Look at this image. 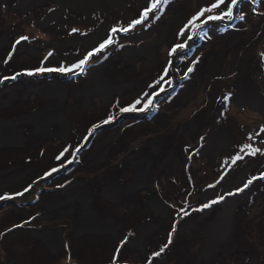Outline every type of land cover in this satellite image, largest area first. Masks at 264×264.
<instances>
[{
	"label": "rangeland",
	"instance_id": "obj_1",
	"mask_svg": "<svg viewBox=\"0 0 264 264\" xmlns=\"http://www.w3.org/2000/svg\"><path fill=\"white\" fill-rule=\"evenodd\" d=\"M72 1L75 0H0V17L4 18L0 24V56H3L0 58V94L16 89L19 95H13L12 100L9 94L4 95L0 102L1 111L9 105L11 117L9 123L2 125L10 128L9 137L0 134L1 146L10 143L18 146L10 151L18 154L10 161L9 172L2 175L4 178L0 175V179L3 178L0 180L3 184L0 195L15 197L0 201V264H148L149 260L151 264H197L198 256L208 249L206 227L208 220L212 222L209 214L217 215L223 210L224 202L236 197L241 199L234 211L237 226H233L232 218L228 223L230 228H235V236L227 246L220 248L223 254L212 256L208 261L202 260L205 264H250V259L255 256L259 259L255 264H264V179L254 180L244 192L235 196L226 195L247 179L264 172V154L250 156L240 151L246 144L264 150V133L256 135L264 126V104L257 105L260 99H264V0H244L240 4L236 14L238 16L242 11L244 21L209 22L198 29L194 39L188 41L187 49L178 50L171 57V67H168L171 46L183 43L191 31H185L180 37L179 30L207 5V0H169L159 20L154 18L157 14L154 11L129 32H117L112 44L93 53L84 72L74 69L68 73L41 74L37 72L40 67H72L103 42L112 27H127L139 18L147 3V0H119L110 11L107 30L102 32L99 30L104 20L101 12L112 0H102L105 5L97 0H81L80 5L90 3L91 8L83 5L88 9L84 7L82 13V7L69 11L63 17L65 21L46 20L64 3ZM247 3L250 5H245ZM176 8L182 12L181 17ZM74 13L78 16L72 18ZM176 18L181 19L173 23ZM165 26L170 29L166 35L161 33ZM74 28L77 29L75 33ZM228 34L236 36L240 45L248 44V66L243 70L238 71L234 63L237 47L224 52ZM25 36L28 40L16 44ZM85 36H94V40L85 44ZM67 44H74L72 60L64 58L70 54ZM143 49L149 54L147 62L136 55ZM49 52L52 56H48ZM215 52H224L220 66L213 58L209 60V55ZM131 55L134 58L127 66ZM204 65L207 72L218 65L217 72L210 77L205 75ZM109 66L113 68L110 73L105 70L107 79L98 76ZM189 67L193 69L191 72L187 71ZM165 68L168 69L167 75H162ZM247 69L261 97L240 102L234 98V86L241 79L248 82L243 77ZM28 72L34 74L27 75ZM13 76L16 77L14 80L11 79ZM158 80L159 84L156 83ZM190 84L192 87L184 93ZM52 86L67 88L68 93L64 96L56 93ZM157 92L159 94L155 95ZM225 97L230 99L225 101ZM149 98L153 102L144 111L120 112V108L136 99H141V104L137 105L139 109ZM221 104L224 105L221 110L223 119L221 112L212 113L213 108ZM59 108L67 122L64 135L39 133L38 125L31 117L46 109L40 114L48 112L43 117L50 115L55 123L59 121L60 124ZM109 115L114 120L104 124ZM198 118L202 122L197 123ZM194 122L196 124H192ZM218 122L232 137L226 141V147L220 149V137L216 145L214 137L216 134L221 136ZM189 124H192L193 132L184 131ZM49 126L56 130L55 125L50 123ZM113 135L115 138L109 142ZM249 135L252 140L248 139ZM170 136L173 143L163 153L155 151L156 161L147 166L149 171L145 174L149 177L146 180L151 178V187H147L148 183L138 185L141 188L136 190V196L146 202L151 197L160 200L171 212L160 216L151 206H132L129 200L123 203V209L114 199L105 197L104 189L116 175L120 177L122 187L136 184L144 171L141 175L130 160L144 150L154 148L155 141ZM105 140L107 147L98 159L95 156L98 146ZM211 144L209 152L207 148ZM177 148L182 150L183 160L176 171L167 174L164 168ZM236 154L243 155L244 159L232 165L231 158ZM52 169L58 171L52 172ZM224 173H227L224 180L217 184ZM236 177L239 182L234 183ZM26 188L29 191L23 196L15 195ZM210 192L211 195L207 196ZM63 194L66 196L62 197ZM89 194H93L94 199ZM220 196L225 199L199 210L204 203ZM49 200L57 201V206L52 207L55 209L50 208ZM94 200L96 204L92 205ZM71 209L77 214L92 216L90 219L94 224L104 223L97 216L104 220H110V217L114 221L121 220L123 229L116 235L107 230L80 232L81 224ZM56 211L71 213L75 221L62 224L60 228L65 230L60 234L51 233L41 238L38 234L43 231L41 223L49 220L43 215H55ZM42 212V217L37 218L40 222L35 225L34 217ZM206 213L209 214L199 227L187 225ZM107 220L105 223L110 226ZM152 220L160 224V229L157 228L160 240L155 239L156 235L148 237L149 244L144 252L132 246V242L140 237L141 225ZM46 237H49L47 244L54 250L43 243ZM122 241H126L123 247L120 246ZM156 252L160 255L154 256Z\"/></svg>",
	"mask_w": 264,
	"mask_h": 264
},
{
	"label": "bare ground",
	"instance_id": "obj_2",
	"mask_svg": "<svg viewBox=\"0 0 264 264\" xmlns=\"http://www.w3.org/2000/svg\"><path fill=\"white\" fill-rule=\"evenodd\" d=\"M98 2H102V0H97ZM113 2L108 5V6H104L103 10L101 12V16L103 17V21L100 27V31L102 32L103 30H107L108 27V23L110 21V11L111 9H113L114 7H116L119 4V0H112ZM83 1L81 0H75L70 2L69 4L64 3V5L62 6L61 9L57 10L54 12V14L50 15L49 17L46 18L47 21H55V20H63L65 21L66 18L63 19V17L70 11L73 12L74 10L77 11L79 8H81V13L84 12L85 10L83 9L85 6H89L91 8L90 3L89 4H82ZM104 4V3H103ZM105 5V4H104ZM71 6V7H70ZM124 9H126L125 5H122ZM111 7V8H109ZM180 7V6H177ZM85 9H88L87 7H85ZM177 10H179L178 8H176ZM94 9H92L93 11ZM61 13L62 16L61 17H57L56 14ZM183 14L182 12L179 10L178 11V16L181 17ZM78 14L74 13L73 17H77ZM181 18H176L175 22H178V20H180ZM170 31L169 28H166V26L161 30V33L166 35L168 34ZM232 34H228V36L226 37L227 40L223 45L224 52L225 51H230V49L237 47L236 48V56H235V65H236V69L239 70H243L246 68V66H248L247 63V57L250 55V50L244 46L245 44L241 43L242 45H240L239 40L236 36H233ZM102 37H100L99 39H101ZM94 40V36H85L83 37L84 43L86 44L88 41ZM152 45V44H151ZM67 49H70V54L68 55H64V58L68 59V60H72L74 58V56L72 55L73 53V48H74V44H67ZM33 51V50H32ZM153 52H155L153 50ZM224 52L222 53H216L213 55V53H211L209 55V60L213 58V60L218 61V65L220 66V62L224 56ZM249 54V55H248ZM137 56H141L145 59V61L147 62L148 60V55L146 50L143 49L141 52H139L138 54H136ZM213 56V57H212ZM134 58V55H131V57L128 59L127 61V66L129 65L130 61ZM217 65V66H218ZM217 66L214 67V69L210 70V71H206V69L204 68L205 65L203 66V73L207 76H213L216 72H217ZM113 67L109 66V68L105 67L104 68V72L102 71L103 68H100V71H102L101 73L98 74L99 69H97V74L98 76H102V78H106L105 75V70L107 73L112 72ZM96 69L93 70V72ZM201 73V72H200ZM243 73V72H242ZM243 77L248 81L247 83L244 82V79H241V81L239 83H235L236 86H234V98L239 100L240 102H250L251 100H253V97H256L257 99H260V95L256 86L253 85L252 81H251V77L249 74V70L247 69L245 73H243ZM102 78H100V80L102 82H105ZM107 79V78H106ZM250 79V80H249ZM102 84V83H101ZM100 84V85H101ZM192 84V82H191ZM190 84V87H188L184 93H188V91L190 90V88L192 87ZM126 85V84H125ZM95 87V85H93ZM51 89H54V91L56 93H62V95L64 96L65 94L68 93L67 88L64 87H56V86H52ZM9 94V99L12 100L13 99V95L15 97H19L18 92L16 89H9L6 92H3L0 94V102L2 101V97L4 95H8ZM63 96L60 98L62 99ZM260 96V97H259ZM186 98V97H185ZM184 98V99H185ZM261 102L257 105H262L264 104V102L262 103V100L264 99H260ZM243 104V103H241ZM238 106V105H237ZM222 108H224V105L221 104V106H216L213 108L212 113L213 112H221ZM43 111H46V109H43ZM42 111V112H43ZM59 111V117H61L62 121H58V124L54 122V118L51 119L52 117L50 115H47L45 118L43 117L46 113L40 114L37 113L34 117V119L32 120L33 122H35L38 125V131L39 133H44L47 135H54V136H58L59 134H61L62 136L65 133L66 127H67V122L63 116L62 110L61 108L58 109ZM221 118L223 119L222 116V112H221ZM25 119L29 120V117H25ZM51 119V120H50ZM202 122L201 118H198L197 123ZM51 123V125H55L56 126V130L52 129V126H49ZM192 124H196L195 122ZM192 124H189L188 126L184 127V131L185 130H190L193 132V128L191 127ZM60 125V127H59ZM217 129H218V134H220L221 136H218L217 134L214 135L215 137V145L218 141V137H220L219 142L221 143V145L219 146V149L222 147H226L227 143L226 141H230L232 139L231 135L227 134V132L222 129L221 124L218 122L217 125ZM195 131V130H194ZM20 133H22V130L20 129ZM116 135H113L110 137L109 142L115 138ZM22 138V136H20ZM172 136H170L167 139H163L161 141H155L157 143H154V148H150L147 150H144L142 153L137 154V156L135 155L134 158H132L130 160L131 165L135 166L138 168V171L141 172V175L144 174L142 176V178L137 179L136 184L133 183L131 184V186L129 187H122L121 186V181H120V177H118L117 175L112 178V182L109 184V187L104 189V194L105 197L109 198L111 197L112 199H114L116 202H118L120 204V206L124 209V205L123 203L126 202V200H129L130 205H134V206H144V205H149L152 208H154V210L157 212L158 215L163 216L164 214L171 212V210L160 200H157L153 197H151L150 201H142L140 199L137 198L136 196V190H139L141 187H138V185H143V184H147L148 188L151 187L152 182H151V178L149 181H147L146 179L149 177L148 175H146L145 173H148L146 171H149L147 169V166H151L155 161H156V153L160 152L163 153L172 143L173 140L171 138ZM217 137V138H216ZM107 147V140L101 142L98 146L97 152H96V157L99 159L102 156H100V153H103L104 149ZM212 144L207 148V151H211L212 150ZM146 152H149V154H146ZM216 153V151H215ZM143 155V156H142ZM159 155V153H158ZM183 157V152L180 148H177L176 152L174 153V155L170 158L169 162L166 164L165 168H164V172L169 174L170 172L176 171V168L179 164V162ZM106 159V157L104 158ZM244 171H246L245 168H243ZM146 176V177H145ZM151 177V174H150ZM234 183L239 182V178L236 177L235 180L233 181ZM135 184V185H134ZM85 187V185H83ZM143 187V186H142ZM1 188V186H0ZM71 193V192H70ZM68 195V194H67ZM210 193H207V196H210ZM62 197L66 196V194L61 195ZM109 196V197H108ZM89 197L93 198V194L90 195ZM128 198V199H127ZM94 199V198H93ZM93 201V200H92ZM91 201V202H92ZM57 202V201H56ZM241 199H239L238 197H236L235 199H231L229 201H226L223 203V210L221 212H219L217 215H211L209 213H206L204 216H202L201 218H196L194 220H192L191 222L187 223V225H189L190 227L193 228H197L200 225V222H203L206 220V216H208L207 214H209L211 221L208 220V225L206 227L207 230V234L209 235V241H207V246L208 249L204 250L197 259V264H205L202 260V258H205V261H208L209 258H211L212 256L215 255H221L223 254V252L221 251V247L222 246H227V244L233 239V237L235 236V228H230L229 226V219L232 218L233 220V226L236 227L237 226V221L235 219V215H234V211L235 208L240 204ZM54 204H56L55 202H53ZM92 205H95L96 202L94 200V203H91ZM72 212L77 216L79 223L81 224V229L80 232H90L93 229L94 230H98V231H104L107 230L109 232H111L112 234L116 235L118 233V230L123 229V225L124 222L119 220V221H114L113 218L110 217V220L108 219H101L99 216H97L100 220H103L104 223H99V224H94V222L90 219L93 218L92 216H88L82 213L77 214L74 209H71ZM108 221V223H110V226H108L105 221ZM186 225V224H185ZM157 228L160 229V224L157 223L156 220H152L149 221L147 223H144L141 225L140 228V237L137 239H134L132 242V246H136L137 248L141 249L142 251H146V245L149 244L147 238L153 235H156L157 237H155L156 240H160L159 235H157ZM217 230V231H216ZM87 234V233H86ZM54 243V242H53ZM259 262L258 257H252L250 259V264H255L256 262Z\"/></svg>",
	"mask_w": 264,
	"mask_h": 264
},
{
	"label": "snow or ice",
	"instance_id": "obj_3",
	"mask_svg": "<svg viewBox=\"0 0 264 264\" xmlns=\"http://www.w3.org/2000/svg\"><path fill=\"white\" fill-rule=\"evenodd\" d=\"M244 2V0H207V5L204 7H201L197 13L195 15H193L188 21L187 23L184 25V27H182L179 32H178V36L183 37L185 31L187 30H191L187 40H185L183 43H176L173 46H171L170 51H169V64L168 67L172 66V60L171 57L176 55L178 50H180L181 52H183L184 50L187 49L188 47V41L189 40H193L195 35L197 34V30L201 29L204 25H207L209 22H216V21H232L234 19H239L240 21H244L245 20V14L241 11V13L237 16L236 14V10L239 8L240 4H242ZM169 0H147L146 6L142 9L139 18L131 21L129 23V25L127 27H112L110 30V35L103 40V42H101L96 48H94L92 51H89L88 54L80 59L77 63H75L74 65H72V67L70 68H66V67H59V68H44V67H40L39 69H37V72L43 74L44 72H60V73H68V72H72L74 69H78L80 72H84L85 71V66L88 63V60L92 57L94 52H99L101 49L106 48L108 45L113 43V36L117 33V32H123V33H127L129 32L131 29H134L137 25L142 24L146 19H148L149 13L152 12H156L157 14L155 15V19L159 20L160 16L163 13L164 8L168 5ZM221 6H223L222 10L219 11L218 13L216 12L217 9H221ZM208 15H205V14ZM203 18V19H202ZM77 31V29H73V33H75ZM21 40H28V37H21L20 39H18L16 41V44H20ZM12 51H15V47H13ZM48 56H52V52L48 53ZM11 57L9 56V59ZM47 59V57L45 58ZM167 68H165V72L162 75H167ZM193 69L191 67H189L187 69L188 72H191ZM27 75H33V72H28L26 73ZM16 77L13 76L11 77V79H15ZM4 79H8V77H5ZM157 84L160 83V81H156ZM154 86V85H153ZM161 91L163 90L162 88L160 89ZM159 92L155 93V95H158ZM148 94L145 93V96H147ZM230 97H225L224 100L227 101L229 100ZM153 100L152 98H149L147 100L146 103L143 104V107L137 109V105L141 104V99H136L134 100L130 105L125 106L120 108V112L121 113H126V112H134V111H144L148 108V106L150 104H152ZM114 120V117L109 115L108 118L106 120L103 121L104 124H108L110 122H112ZM95 127H99V125H96ZM260 133H264V126H262L259 130V132L256 134L257 136L260 135ZM249 140H252L253 137L251 135H249L248 137ZM77 151H79V149H77ZM242 153H245L246 155H250V156H255L257 153H261L264 154V150L260 149V148H256L254 147L252 144H246L244 146H242L241 150ZM63 154V153H62ZM244 159L243 155L240 154H236L231 158V164L235 165L237 163V161H240ZM69 163H71V161H69ZM227 160L225 161V164H227ZM58 171V169H52V172H56ZM49 175H51V173H49ZM227 175V173H224L223 175L220 176V179L216 182L217 184L220 183V181L224 180V176ZM256 179H264V172H261L259 174V176L257 177H253L250 179H247L242 186L238 187L235 191H229L226 195L227 196H235L238 193H242L245 191V189H247L249 187V185L253 184L254 180ZM209 187H215V185H209ZM29 191L28 188H26L24 190V192H19L16 193V196H23L25 192ZM15 197L10 196L8 194L5 195H0V201L2 200H9V199H14ZM225 199L224 196H220L217 197V199L211 200L208 203H204L201 208L199 209L200 211H203L206 208H210L213 204L219 203L221 201H223ZM180 211H184L183 209H181ZM184 214L187 215V212L184 211ZM173 231H175V225L173 226ZM128 235H131V233H129ZM126 241H122L121 242V247H123V244ZM171 241H169L170 243ZM165 247H167V245H165ZM119 250V249H118ZM117 250V251H118ZM161 251H163V249H161ZM160 252H156L154 253V256H159ZM148 264H151V261H148Z\"/></svg>",
	"mask_w": 264,
	"mask_h": 264
},
{
	"label": "flooded vegetation",
	"instance_id": "obj_4",
	"mask_svg": "<svg viewBox=\"0 0 264 264\" xmlns=\"http://www.w3.org/2000/svg\"><path fill=\"white\" fill-rule=\"evenodd\" d=\"M3 20H4V18L3 17H0V24L3 22ZM9 46V45H8ZM8 46H6V47H8ZM3 56H0V58H2ZM205 62L203 61V64H204ZM98 96L100 97V98H102L103 99V96H100L99 94H98ZM17 107V106H16ZM3 113H6L5 115H3ZM9 118H11V117H9V105H8V107H6V105L2 108V111L0 110V134H2V135H4L5 137H9V128H3L2 127V125H4L5 123H9ZM1 141H0V175L2 176V175H4L5 174V172H9V166H10V161H12V159H13V157L14 156H17V154L18 153H10V151H13V150H15V148H17L18 146L17 145H15V143L14 144H8L7 146H1ZM20 148V147H19ZM0 176V177H1ZM4 176H6V175H4ZM3 177V176H2ZM4 178V177H3ZM3 178H1V179H3ZM0 179V180H1ZM153 180H154V178H153ZM0 186L2 187L3 186V184L2 183H0ZM53 202H55L56 203V201L55 200H52V201H48V205L50 206V208H52V207H54V206H57V204H54ZM44 207H45V204H44ZM46 209V208H45ZM52 209H55V208H52ZM72 211V210H71ZM46 212H47V209H46ZM44 212H42L41 214H39V215H36L35 217H34V222H36V224L35 225H37V223L38 222H40V221H38L37 220V218L38 217H42V214H43ZM43 217H45V218H47V219H49L47 222H42L41 224L43 225L40 229L41 230H43V231H39L38 232V234H40L41 235V238H42V236H48V235H50L51 233H56V234H60L61 233V230H65L64 228H60V226L62 225V224H71V223H73V221H75L74 220V218H73V216H72V214L71 213H68V212H65V211H56L55 212V215H47V213H46V215H43ZM48 225V227L47 228H45L44 227V225ZM55 225H57L56 227H52V226H55ZM66 225V226H67ZM60 228V229H59ZM67 228V227H66ZM72 230H75L74 228L72 229ZM71 231V230H70ZM63 232V231H62ZM62 235V234H61ZM49 237H46L43 241L42 240H39L41 243L43 242V243H45V245L48 247V248H50V249H52V250H54L53 248V246H49L48 244H47V239H48ZM51 239V238H50ZM42 243V244H43ZM62 245H63V240H62ZM59 250H60V248H59ZM59 250H58V252H59Z\"/></svg>",
	"mask_w": 264,
	"mask_h": 264
},
{
	"label": "water",
	"instance_id": "obj_5",
	"mask_svg": "<svg viewBox=\"0 0 264 264\" xmlns=\"http://www.w3.org/2000/svg\"><path fill=\"white\" fill-rule=\"evenodd\" d=\"M43 110H41L40 112H42ZM34 117H35V115L33 116V117H31V120H33L34 119Z\"/></svg>",
	"mask_w": 264,
	"mask_h": 264
},
{
	"label": "clouds",
	"instance_id": "obj_6",
	"mask_svg": "<svg viewBox=\"0 0 264 264\" xmlns=\"http://www.w3.org/2000/svg\"><path fill=\"white\" fill-rule=\"evenodd\" d=\"M7 61H8V59H7ZM0 79H1V75H0Z\"/></svg>",
	"mask_w": 264,
	"mask_h": 264
}]
</instances>
